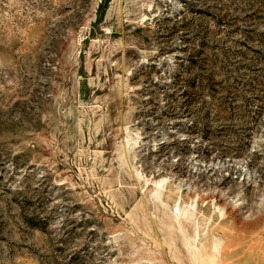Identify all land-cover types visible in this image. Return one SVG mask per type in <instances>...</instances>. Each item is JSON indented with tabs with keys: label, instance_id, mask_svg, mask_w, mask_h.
Wrapping results in <instances>:
<instances>
[{
	"label": "rangeland",
	"instance_id": "1",
	"mask_svg": "<svg viewBox=\"0 0 264 264\" xmlns=\"http://www.w3.org/2000/svg\"><path fill=\"white\" fill-rule=\"evenodd\" d=\"M0 264H264V0H0Z\"/></svg>",
	"mask_w": 264,
	"mask_h": 264
}]
</instances>
